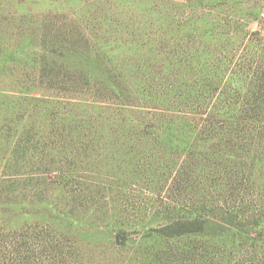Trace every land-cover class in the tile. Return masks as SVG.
Returning <instances> with one entry per match:
<instances>
[{"label": "rangeland", "instance_id": "obj_1", "mask_svg": "<svg viewBox=\"0 0 264 264\" xmlns=\"http://www.w3.org/2000/svg\"><path fill=\"white\" fill-rule=\"evenodd\" d=\"M262 15L264 0H0V264L39 237L69 242L71 264H264V173L236 172L264 128L230 141L244 154L226 181H181L207 177L205 129L230 131L206 124L215 98H264L235 88L264 72Z\"/></svg>", "mask_w": 264, "mask_h": 264}, {"label": "trees", "instance_id": "obj_2", "mask_svg": "<svg viewBox=\"0 0 264 264\" xmlns=\"http://www.w3.org/2000/svg\"><path fill=\"white\" fill-rule=\"evenodd\" d=\"M243 74H244V77H243L244 81L239 80V84L237 83L235 85L236 89H239V90L244 89L246 91L264 89V72H261V70H257L253 73V75H251V77L248 76L250 74L248 72L247 73L245 72ZM247 79H250V80H247ZM91 83H92V80L87 79V85L91 87L92 86ZM216 86H219L220 88L219 83ZM224 87H226L225 84H224ZM108 88L115 93V96L117 98H121V97L123 98V95H122L123 89L119 85H117L114 82H110L108 84ZM211 88H213V84L208 83L207 85H204V87H202V90H209ZM226 89H228V87L225 88V90ZM128 92H129V97L131 99H134V96L136 94L130 90ZM219 97L220 98L218 97L215 98L218 101L217 103L213 104L211 109L209 110V113H208L209 121L207 120L208 122L206 124L212 123L215 120V118L220 117L226 122L227 125L228 124L231 125V127H228L230 128V131H226L223 135H217V134H213V132L211 131L213 130V128H207V129L204 128L205 130H208L206 134H210V136L205 137L204 139H201L202 144H206L205 142H213L214 139L216 142H219V144L217 146V149L205 155V157L207 158V162H209V164L205 162V168L208 173L207 174L205 172L204 173L207 175V177L204 176L200 172L199 174L200 176L198 177V179H194V178L192 180H189L188 178L181 179L182 188L185 191L202 190L206 192L205 190L208 188V184H207L208 181H206L207 178H209V181L211 182V180H214L216 176H222V182H224V180L226 181V176L228 174L227 173L228 167H230V162H231L229 160L235 161L238 155L244 154V151L242 150V148L237 150V144L233 151H229V145L231 143L230 141L231 140H235V141L245 140L243 137L240 136L242 132L237 133L240 130V128L243 129L245 124L251 123L253 125L254 124L259 125L257 129H260V127L264 128V98L261 100L251 99L247 101L246 103L243 101L241 102V99L237 96H235L234 98H229L226 95H221ZM202 98H203L202 103L204 104L205 101L208 99V97L202 96ZM126 102L127 104L130 103V101H127L126 99H121L120 107L122 106L126 107L127 106ZM159 123H160V126H162V128L165 127L167 130H169V132H172V133L175 132L174 130H171L168 128L169 127L168 122L160 121ZM215 124L216 122H214V126H213L214 128L216 127ZM148 125L150 126V123ZM231 129H236V130H232L233 131L232 132ZM251 135L254 136L253 131H251ZM251 135L249 134V137L251 138L250 142L258 141L260 144L262 143L261 151L256 150L254 152L255 153L254 155L251 154V151L246 152L245 157H244L245 160L236 166V172L241 177L246 172L248 163L252 165V167L254 168L255 167L260 168L261 172L264 173V139H263L264 135H263V131L261 135L262 137L257 135V136H254L255 137L254 138ZM69 139H71V137L69 136L65 137V140H69ZM41 142L42 140L40 141V143ZM52 144H54V142ZM27 150H28V147H27L26 140L25 139L23 140V138H19V139L16 138L15 142H13L11 145L12 153L10 154V158H14V159H11L10 161L11 165L13 164L15 165L14 167H19L18 166L19 165L18 156L20 155V158L22 157L23 159V157L27 154ZM191 150H194L192 151L193 152L192 157L195 160L203 157L200 152L201 150H199V147L191 148ZM257 151H258V154H257ZM259 155L262 157H259ZM217 161L221 164L216 165ZM222 161L224 162L222 163ZM197 168H199L200 170L201 169L204 170L202 165L197 166ZM15 171L18 172L17 170ZM193 171H196V170H193ZM202 179H204V181H201ZM195 187H198L200 189H196ZM217 189H223V188L217 187Z\"/></svg>", "mask_w": 264, "mask_h": 264}, {"label": "crops", "instance_id": "obj_3", "mask_svg": "<svg viewBox=\"0 0 264 264\" xmlns=\"http://www.w3.org/2000/svg\"><path fill=\"white\" fill-rule=\"evenodd\" d=\"M43 238L44 237H39V239L33 243L35 246L32 247H30V243L34 239L29 243L24 239H22L23 241L15 240L13 242L14 251H20V254H23L25 253L24 250H33L35 253L31 256L19 255L16 257V261L13 264H71L65 251L68 248H66L67 246H63L69 244V242L63 241L61 237ZM20 242L24 244L20 246ZM50 260L53 262L50 263Z\"/></svg>", "mask_w": 264, "mask_h": 264}, {"label": "built area", "instance_id": "obj_4", "mask_svg": "<svg viewBox=\"0 0 264 264\" xmlns=\"http://www.w3.org/2000/svg\"><path fill=\"white\" fill-rule=\"evenodd\" d=\"M262 17L264 18V15H262Z\"/></svg>", "mask_w": 264, "mask_h": 264}]
</instances>
